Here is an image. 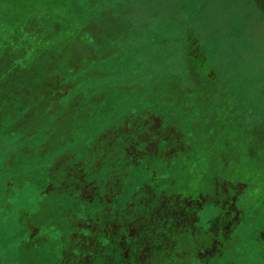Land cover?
<instances>
[{
	"label": "rangeland",
	"instance_id": "obj_1",
	"mask_svg": "<svg viewBox=\"0 0 264 264\" xmlns=\"http://www.w3.org/2000/svg\"><path fill=\"white\" fill-rule=\"evenodd\" d=\"M29 1L0 0V264L86 263L90 228L61 214L54 174L90 152L116 183L152 144L154 192L125 235L148 244L167 215L155 264H264V0ZM19 27L39 38L20 46Z\"/></svg>",
	"mask_w": 264,
	"mask_h": 264
},
{
	"label": "flooded vegetation",
	"instance_id": "obj_2",
	"mask_svg": "<svg viewBox=\"0 0 264 264\" xmlns=\"http://www.w3.org/2000/svg\"><path fill=\"white\" fill-rule=\"evenodd\" d=\"M170 133H166V135L169 136L175 134L174 131H171ZM153 139L154 138L151 136L149 140L151 141ZM142 151H144V149ZM157 151L158 150L156 149V146L152 144L146 147V150L144 152L146 154H138L136 152L132 154L134 156V159L136 157L134 165H141L138 167L140 168L139 171L134 172V175L129 176L131 180L128 183H126V180L129 177L127 175H124V166L122 164L121 168H123V170L119 168L122 174H118V176L114 178L117 179L116 183H113L110 180L109 176H107V178H104L106 176H103L102 173L104 171H102V159H100V163L97 162V165L100 164V166L95 170H92V164L93 162H95V160L92 158V154L90 152H88L87 155H82L83 157H80L79 160H82V163L79 167H76L70 174L69 170L67 171V173L62 174L63 176H65L63 180L56 177L54 174L52 184H55V182L57 181V187L59 186V183H65V186L62 188V190L63 194H66L64 197H66L67 199V205L66 208L62 210L64 213L61 214L64 216H68V219L78 218L77 224L70 223L71 226L75 225V227H80L81 225H84L90 228L89 234L87 235L89 238L88 240L90 241V244L86 249V258L88 259L87 262H89V260L92 258H94V263H96V261L100 259L103 260L107 258L106 262L113 261L114 264H127V259L129 257H132L134 259V262L137 261L136 259L143 258V260H145L146 254L148 257L153 254L150 248L153 246H155L156 248L158 239H160L163 234L167 236L171 233V229L167 231V229L163 226V224L165 223L167 226H171L167 223L168 216L164 215L160 217V221L158 222L159 224L155 223V225L152 226V229L147 232L148 234L145 233L149 238H151L148 241V244H140V242H138L136 234L130 235L128 232V234L125 235V229L129 230L124 224L125 220H131L130 215H126L130 213L132 214L129 209L138 207L136 205H141V202L142 204H144L147 200H149V195L153 194L154 192L151 190L152 186L147 182L148 180L144 179V175L148 176L154 170L152 169L147 172L148 166L145 164L153 162L156 157H160L162 152L164 151V148L161 149L158 153ZM104 169V173L108 174L106 172L107 168L105 167ZM132 185H134V188L130 189L129 187ZM50 186L52 187V185H49V188ZM230 190H232L233 192L235 191L233 189ZM60 192L61 191L59 190L58 192L48 194V196H43L40 201L41 205H43L44 199H50L51 204L55 205V200H62L63 196L57 197V194ZM172 195L175 194L170 193L169 197L167 199H164L162 202V204L166 205L167 209L173 208L171 202L173 198ZM228 195L233 197L234 193L231 192ZM233 205H229V209H231L232 211H234L235 209ZM220 209H223L224 212L229 213V209L227 210L225 209V207H222ZM58 210L60 211L61 209L58 208ZM78 211L80 212V214H78ZM37 218H35L33 215L30 217V221L33 222ZM161 222L164 223L161 224ZM108 226H113L115 228L114 230L117 231V234H112L110 236L112 242L115 240L117 242L115 244H110V246L99 244V242H101L99 241V239L102 238V235H105L107 233L104 229H102L104 234L103 232H95V230L99 228H107ZM155 226H157V229ZM31 230H33V228ZM123 232L124 241L127 246H125L124 249L121 250L119 244L123 236ZM115 236L117 237L116 239ZM130 239H132V244H128V242H130ZM94 240L96 241L95 244H93ZM207 247H204L203 249H206ZM132 249L134 250L132 251Z\"/></svg>",
	"mask_w": 264,
	"mask_h": 264
},
{
	"label": "trees",
	"instance_id": "obj_3",
	"mask_svg": "<svg viewBox=\"0 0 264 264\" xmlns=\"http://www.w3.org/2000/svg\"><path fill=\"white\" fill-rule=\"evenodd\" d=\"M31 1V0H30ZM30 1H29V3H30ZM0 4H2V3H0ZM5 6V4L3 3L2 4V6ZM44 5V4H43ZM45 6V5H44ZM46 7V6H45ZM34 8V7H33ZM32 8V9H33ZM46 8H51V7H46ZM32 9H31V11H32ZM31 11H29V13H31ZM34 13V12H33ZM36 16H37V14H36ZM41 23H42V20H41ZM19 29V30H18ZM23 30L25 31V27H19V28H17L16 30H15V32H14V34H13V38L16 40V39H18V38H21L20 39V42H18V41H16V43L17 44H19L20 46L21 45H23L24 44V40H26V41H30L31 39H34V40H36V39H38L39 38V35L37 34V32L35 33L34 31L33 32H31L32 34H27V36L24 34L23 35ZM23 36H24V38H23ZM28 37L29 39H26V37ZM28 70L30 71V72H32V70H31V68H28ZM19 77V80L21 79V75H14V76H12L9 80H8V82L10 83V81H13V79H15V78H18ZM7 93V92H6ZM12 93V92H11ZM12 94H14V93H12ZM145 176H147V175H144V177ZM179 189V188H178ZM178 189L177 190H175V191H172L171 190V192L170 193H172V192H178ZM252 205V204H251ZM234 208H237V206H238V203H234ZM242 209V208H241ZM243 210V209H242ZM232 211V210H231ZM244 211V210H243ZM183 239V238H182ZM181 238H176V241H175V244L173 245V250L172 249H170V251H168V252H170L171 254L172 253H177V251L176 250H178L179 248V245H178V243L182 240ZM157 245H158V242H157V244H156V248H155V246H153V247H151L150 249H151V252L153 253L151 256H150V259H149V262L147 263V264H155V263H161L162 262V256H161V254H163V253H165V249H164V247L163 246H161L162 247V249H160V248H158L157 247ZM204 247H207V246H204ZM203 247V248H204ZM134 249H132V251H133ZM132 251H131V255H132ZM161 252V253H160ZM51 256H53V255H51ZM147 256V255H146ZM145 256V257H146ZM43 257L45 258L46 256L43 254ZM46 258H50V257H46ZM93 259L94 258H92V259H90L89 260V262H86V263H84V264H93L94 263V261H93ZM215 260H219L220 261V259L219 258H216ZM214 260V261H215ZM161 261V262H160ZM170 263H174L173 261H171ZM82 264V263H81ZM100 264H114L113 263V261H109V262H106V261H104V262H101ZM212 264H213V262H212Z\"/></svg>",
	"mask_w": 264,
	"mask_h": 264
}]
</instances>
